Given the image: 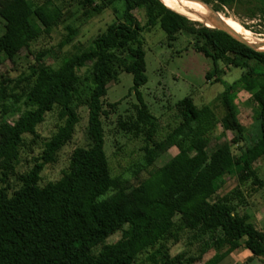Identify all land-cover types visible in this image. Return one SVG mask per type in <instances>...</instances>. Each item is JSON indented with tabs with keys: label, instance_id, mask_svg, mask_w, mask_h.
<instances>
[{
	"label": "trees",
	"instance_id": "1",
	"mask_svg": "<svg viewBox=\"0 0 264 264\" xmlns=\"http://www.w3.org/2000/svg\"><path fill=\"white\" fill-rule=\"evenodd\" d=\"M82 1L85 12L91 14L110 5L109 0ZM204 1L220 11L238 0ZM116 2H120L121 10L114 7L116 15L89 42L72 45L71 52L61 49L76 34L67 26L69 38L58 44L61 52L51 65L32 59L22 62L21 52L27 49L26 54L31 55V44L50 37L53 27L62 22L63 4L55 0L0 3V17L5 23L0 52L14 66L13 74L0 75V264H140L138 255L148 249H153L147 257L151 264L174 260L183 264L165 248L170 235L181 229L200 242L201 254L215 250L203 264H218L240 246L264 260V229L252 223L246 212L237 211L245 197L237 191V202L229 195L213 198L229 176L246 179L252 175L256 183L263 184L253 163L264 159V51L178 13L160 0ZM138 9L143 11V23L135 15ZM155 26L165 32L169 42L178 34H186L195 51L222 67L244 70L234 81H223L217 101L225 111L224 127L241 130L237 95L246 91L252 98L261 135L259 132V139L245 151L236 156L227 142L211 150L205 135L216 123L214 110L209 105H196L189 96L175 104L179 121L157 138L158 118L139 91L147 82L145 50L139 35ZM86 62H92L91 84L82 98L77 70ZM116 68L132 75L137 99L132 112L123 122L119 120L118 126L133 137L145 135L144 166L152 165L169 148L178 149L170 160L130 187H124L110 172L104 151L102 98ZM34 89L44 94L43 100L32 96ZM81 106L88 110V145L73 149L58 179L40 184L44 167L55 163L59 151L71 141ZM54 110L59 124L49 137L41 139L40 152L31 166L18 173L27 135L36 136L38 124ZM12 176L18 185L10 190ZM115 232L119 237L106 242Z\"/></svg>",
	"mask_w": 264,
	"mask_h": 264
},
{
	"label": "rangeland",
	"instance_id": "2",
	"mask_svg": "<svg viewBox=\"0 0 264 264\" xmlns=\"http://www.w3.org/2000/svg\"><path fill=\"white\" fill-rule=\"evenodd\" d=\"M4 1L0 0V3ZM55 1L60 5L63 4L62 22L57 27H53L50 37H41V35L38 41L31 44L29 48L34 56L29 55L30 53L26 54L27 49H23L22 62L32 59L39 64L51 65L55 62V56L61 52L57 47L58 44L69 38L70 32L67 26L75 29L76 34L61 49L71 52L74 51L72 45L77 42L82 44L89 42L97 30L103 28L105 23L116 15L112 11L114 7L121 10V4L116 0H109L110 5L95 14L85 12L86 6H83L82 0ZM198 9L203 13H214L207 8ZM134 12L143 23V11L138 9ZM219 12H216L217 16L222 18L225 15L235 19L254 34L261 36L258 38L259 43L264 41V0H238L230 8L225 6ZM4 26L5 23L0 17V35L4 31ZM139 40L145 50L147 77V82L140 86L139 91L144 102L158 118L157 138L163 137L179 121L180 116L175 104L178 100L189 96L196 105H209L214 110L216 123L205 135L211 150L227 142L232 153L237 156L259 139L260 119L256 117V106L246 91H240L237 95L236 115L242 129L225 128L222 123L225 111L217 101V97L223 90V81L227 83L234 81L243 73V69L235 66L222 67L202 52L195 51L191 46L190 36L186 34H178L176 40L169 42L165 32L159 26L142 30ZM46 50L52 53L49 54ZM17 61L19 62L20 59ZM249 63L253 65L254 61L251 60ZM91 66L92 62H86L77 70L82 98L88 93L91 84ZM12 68L14 66L6 54L0 52V75L6 72L13 74L10 72ZM116 71V75L108 81L106 95L102 98V108L105 111L101 118L104 129V151L110 172L122 180L124 187H130L170 160L178 149L173 146L161 154L152 165L144 166L142 147L145 135L140 133L138 137H133L129 130L118 126L119 120L123 122L126 114L131 113L133 105L137 103L132 88V75L119 68H116ZM209 73L210 77L207 76ZM246 89H251V86ZM32 96L38 100L44 99V94L39 89H34ZM78 111L80 120L75 126L71 141L59 151L55 163L44 167L40 184L58 179L67 167L73 149L88 145L86 135L88 110L81 106ZM58 124L57 111L48 112L44 120L36 127V136L27 135V146L21 153V162L16 169L18 173L25 172L31 166L33 158L40 152L41 139L49 137ZM253 168L256 177L263 182L262 185L256 183L252 175L246 179H242L239 175L229 176L224 179L213 198L229 195L234 196L237 202L236 192L238 191L245 197V202L238 207L237 211L246 212L252 223L264 229V159L255 161ZM15 179L14 176L10 178V190L18 185ZM118 237L119 232H115L106 239V242H113ZM242 242L243 239L240 240V243ZM165 248L170 256L178 257L183 264H187L191 259L193 261L190 264H203L215 253V250L210 249L201 254L200 242L192 240L190 233L183 229L175 230L170 235ZM152 250L148 249L139 254L137 261L140 264H151L147 257ZM177 262L178 260H174L169 264H177ZM218 264H264V260L254 257L249 250L240 246Z\"/></svg>",
	"mask_w": 264,
	"mask_h": 264
},
{
	"label": "bare ground",
	"instance_id": "3",
	"mask_svg": "<svg viewBox=\"0 0 264 264\" xmlns=\"http://www.w3.org/2000/svg\"><path fill=\"white\" fill-rule=\"evenodd\" d=\"M161 1L170 9L183 13L189 16L190 18L200 21L202 23H206L207 25H210L209 16L217 15L216 13L201 12L198 8L204 9L206 7L197 0H161ZM222 19L227 25H229L235 32H237L241 37L246 39L248 42L255 43L260 48H263L262 46H264V41L259 43L260 41V40L258 41L259 36L254 34L251 30L247 29L246 27H244L243 25H241L231 17L224 15Z\"/></svg>",
	"mask_w": 264,
	"mask_h": 264
},
{
	"label": "water",
	"instance_id": "4",
	"mask_svg": "<svg viewBox=\"0 0 264 264\" xmlns=\"http://www.w3.org/2000/svg\"><path fill=\"white\" fill-rule=\"evenodd\" d=\"M161 1V0H160ZM200 3H202L207 9H210L211 11H213L214 13H216L217 11L214 9V7L210 4L205 2L204 0H197ZM162 2V1H161ZM164 4V3H163ZM173 10V9H172ZM175 11V10H174ZM177 12V11H176ZM180 13V12H178ZM183 14V13H181ZM185 15V14H183ZM187 16V15H186ZM189 17V16H188ZM195 20V19H193ZM209 21H210V25H207L206 23H204L206 26L208 27H212V28H217L220 29L228 34H230L231 36H233L234 38H236L237 40H239L240 42L244 43L245 45H247L248 47L256 50V51H264V48H260L259 46H257V44L255 43H251L248 42L246 39H244L243 37H241L237 32H235L229 25H227L224 20L217 15H211L209 16Z\"/></svg>",
	"mask_w": 264,
	"mask_h": 264
}]
</instances>
